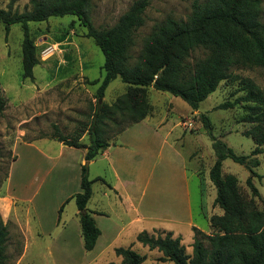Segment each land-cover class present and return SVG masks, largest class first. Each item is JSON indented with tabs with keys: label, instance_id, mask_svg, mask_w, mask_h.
<instances>
[{
	"label": "rangeland",
	"instance_id": "374dc122",
	"mask_svg": "<svg viewBox=\"0 0 264 264\" xmlns=\"http://www.w3.org/2000/svg\"><path fill=\"white\" fill-rule=\"evenodd\" d=\"M134 1L136 0H93L90 13L93 26H113ZM203 1L147 0L144 24L136 31L133 54L139 52L144 38L154 25L167 17L185 19L191 12L192 4ZM8 3L9 0H0V9L6 10ZM26 7L30 8L28 0H17L12 6V12H22ZM260 8V21L264 23V0ZM28 28L37 58L32 80L22 78L21 26L11 25L5 34L3 24L0 23V95L4 99V108L0 112V215L2 220L10 222L8 253L15 256V247L20 240L18 227L9 219L20 209L27 208L29 213L39 217L44 230L50 232L45 238L48 241L49 238H54L51 249L54 264H119L121 258L115 255L114 250L101 251L99 254L105 241L115 236V218L96 217V224L104 230V236L98 246L89 252L83 249L81 237L76 241L70 230L66 233L61 230L66 227L65 221L69 226L72 221L79 225L73 199L62 204V210L58 213V216H61L58 221L60 228L55 229L53 225L64 196L80 191L78 173L81 166H85L79 151L56 141L53 136L58 131L70 138L89 122L97 102L96 90L103 78V54L94 41L85 36L86 29L74 16L50 17L44 22H29ZM193 56L201 57V54L196 53ZM231 73L235 80L221 82L216 90L200 103L198 114L208 118L212 135L224 142L236 155L248 156L250 161L256 159L259 162V165L252 169L261 178L251 177L259 197L252 196L246 185L251 162L240 165L227 158L222 161V174L233 175L243 198L248 200L253 197L257 208L261 209L264 201V147L261 154L250 157L255 145L244 132L251 125L240 122L246 112L240 105L231 109L217 107L225 101H232L243 95L242 91H238V82L243 78L252 80L264 95V67L248 69L235 66L231 68ZM94 80L97 83L91 84ZM126 88L119 79H115L108 84L103 98L98 102L112 104L117 97L125 93ZM148 101L158 110V113L150 118L152 124L156 123L157 115L160 117L166 111L167 102L173 105L171 120L177 121L176 116L186 114L185 111L189 110V106L179 97L152 88L148 90ZM191 118L194 120L192 127L197 130L194 133L187 132L179 144L182 153H194L193 159L186 165L188 190L194 218L199 225L206 227L203 217L211 214V202L215 197V188L208 178L215 155L212 141L202 127L200 118ZM118 129L119 127L111 126L106 130L108 142L116 140L120 133L117 132ZM179 133H182V129L178 127L175 134ZM162 139L154 140L149 158L153 168L150 191L153 197L158 191L169 193L176 182L170 166L161 169L167 163L168 151ZM80 141L83 144L88 143L85 131L82 132ZM198 165L201 167V173L195 168ZM86 167L90 180L99 176L105 182H113L112 173L104 161H96L90 165L87 162ZM91 188L92 199L96 201L103 191V184L98 180L92 183ZM93 201L89 202V208H93ZM32 225L37 227L38 223L32 222ZM160 233L156 232L154 235ZM210 233L211 230L205 234ZM181 243L185 247V253L190 254L191 244ZM119 244L127 248L125 242ZM113 246H116V241ZM130 248L143 257L142 264H173L163 259L157 250H149L137 242ZM98 254V258L90 262L92 257Z\"/></svg>",
	"mask_w": 264,
	"mask_h": 264
},
{
	"label": "trees",
	"instance_id": "16d2710c",
	"mask_svg": "<svg viewBox=\"0 0 264 264\" xmlns=\"http://www.w3.org/2000/svg\"><path fill=\"white\" fill-rule=\"evenodd\" d=\"M17 0H9L7 9H0V23L5 34L11 25L19 24L22 29L21 67L22 78L33 79V68L37 64L35 46L30 38L28 23L44 22L50 17L74 16L86 29L85 36L94 41L103 54V78L96 90L95 108L89 122L72 137L56 131L54 139L63 145L85 149L84 161L94 160L108 147L106 130L119 127L122 132L129 125L143 120L152 109L148 101V89L167 92L182 99L193 111L223 81H234L231 68L264 67V23L260 21L262 0H204L194 2L185 19L170 17L153 26L144 38L137 54L135 34L144 24V10L147 0L134 1L111 27L93 26L90 13L93 0H28L30 8L22 12L13 11ZM199 53L201 57L193 55ZM119 79L127 86L126 91L112 104L98 102L110 82ZM94 80L91 84H96ZM238 91L243 95L225 101L217 108L231 109L237 105L246 112L240 122L251 127L244 134L253 140L250 157L259 155L264 147V95L250 79H240ZM4 99L0 95V112ZM202 127L212 141L215 159L209 168L208 178L215 188L213 206L222 210L221 215L208 218L211 233L193 228L194 238L191 253H185L180 237L166 232L149 235L141 232L136 241L149 250H157L163 259L173 264H264V201L258 209L253 197L244 199L238 190L233 175L222 174V161L230 159L240 165H247L249 176L246 185L252 196L259 197L251 177L261 178L252 168L259 165L256 159L238 156L224 142L212 135L208 118L197 114ZM88 136V143H81L82 132ZM103 181L97 177L90 180L87 168H80V191L70 197L74 200L80 227L83 249L91 251L100 235L91 212L86 208L91 197L92 183ZM104 182V181H103ZM63 205L59 208L61 212ZM10 222H4L0 215V264H14L22 253L23 239L15 256L8 253ZM121 258L119 264H142L143 257L130 247L114 249ZM108 264H114L112 262Z\"/></svg>",
	"mask_w": 264,
	"mask_h": 264
},
{
	"label": "crops",
	"instance_id": "0c3cea01",
	"mask_svg": "<svg viewBox=\"0 0 264 264\" xmlns=\"http://www.w3.org/2000/svg\"><path fill=\"white\" fill-rule=\"evenodd\" d=\"M166 105V111L160 117L157 115L155 124L150 122V118L156 115L158 110L151 105L152 109L143 120L125 128L118 134L116 140L108 142V147L104 148L94 160L88 162L90 165L96 161H104L114 179L111 183L105 182L102 178L104 182L101 181L103 191L100 197L93 201L92 192L86 205L95 223L98 216H104L109 219L115 218L113 223L116 228L114 229L115 236L105 241V245L99 254L101 251L122 247L119 244L122 241L126 243L127 247H131L134 242H137L136 236L141 232H146L149 235H154L156 232H170L173 237H180L181 242L186 245L191 244L194 237L193 228L207 234L211 230L208 218L213 214H222L220 208L212 206L213 198L211 214L203 217L206 227L196 222L190 202L186 167L187 162L193 159L192 155L194 153H182L179 143L183 141L187 132H196V127H192L194 120L191 117L194 118L199 112L193 111L189 107V110L185 111L186 114L176 116L178 120L174 121L171 120L170 116L173 114V105L171 102H167ZM178 127L182 129V133L176 135L175 132ZM161 138H163L162 143L167 146L166 149L168 148L167 163L161 169L170 166L176 182L169 190V193L164 190L162 192L158 191L153 197L152 193H150L153 168L149 158L154 140ZM70 149L79 151L81 153V161L84 162L85 149ZM195 168L201 173L200 165L195 166ZM78 180L80 181V170ZM73 194H76V192ZM72 195L64 196L60 205L72 200L70 199ZM92 201L93 208H89L88 204ZM14 215L9 220H12L13 224L18 227L23 239L22 253L14 264H54L55 259L51 252L54 238H49V241L45 238L50 232H47L46 229L44 230L39 217L34 213H29L27 208L20 209ZM59 220H61V216H58L57 212L53 223L55 229L60 228L58 226ZM3 221L7 222L5 219ZM32 222L38 223V226L34 227ZM14 225L11 226L17 229ZM65 226L64 228L61 227L64 233L70 230L76 241L80 240V227L75 221H72L71 226L65 221ZM67 226H69V229ZM98 228L100 235L94 248L98 246L104 236V230L100 227ZM114 241H116V246H113ZM99 254L93 256L90 262H94Z\"/></svg>",
	"mask_w": 264,
	"mask_h": 264
},
{
	"label": "water",
	"instance_id": "95a60500",
	"mask_svg": "<svg viewBox=\"0 0 264 264\" xmlns=\"http://www.w3.org/2000/svg\"><path fill=\"white\" fill-rule=\"evenodd\" d=\"M87 166V162H85V167ZM87 168V167H86Z\"/></svg>",
	"mask_w": 264,
	"mask_h": 264
}]
</instances>
